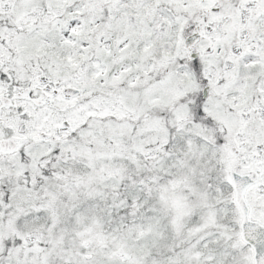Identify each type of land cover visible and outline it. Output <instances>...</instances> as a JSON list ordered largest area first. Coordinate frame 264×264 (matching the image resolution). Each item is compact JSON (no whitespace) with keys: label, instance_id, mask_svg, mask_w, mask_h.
I'll use <instances>...</instances> for the list:
<instances>
[{"label":"snow or ice","instance_id":"6c2138e0","mask_svg":"<svg viewBox=\"0 0 264 264\" xmlns=\"http://www.w3.org/2000/svg\"><path fill=\"white\" fill-rule=\"evenodd\" d=\"M0 264H264V0H0Z\"/></svg>","mask_w":264,"mask_h":264}]
</instances>
